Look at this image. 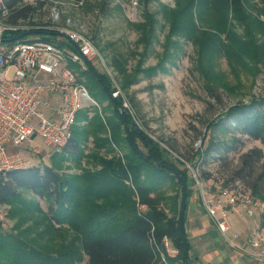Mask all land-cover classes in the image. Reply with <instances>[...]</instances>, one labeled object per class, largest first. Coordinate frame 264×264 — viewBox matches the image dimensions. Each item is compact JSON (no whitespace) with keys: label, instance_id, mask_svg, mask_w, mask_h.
Here are the masks:
<instances>
[{"label":"trees","instance_id":"16d2710c","mask_svg":"<svg viewBox=\"0 0 264 264\" xmlns=\"http://www.w3.org/2000/svg\"><path fill=\"white\" fill-rule=\"evenodd\" d=\"M162 1L139 0L142 20L131 24L138 32L137 47L142 46L144 57L154 53L159 27L167 30L153 71L165 72V64L172 63L183 45L181 39L190 42L197 54L195 70L204 77L210 97L219 100L221 94L208 80L209 62L214 57H225L233 71L238 62L247 69L264 62V42L259 39L264 36V0H172L174 6ZM155 3L159 9L152 11ZM4 6L8 11L5 24L31 25L36 7L25 0H4ZM100 9L107 11L105 5ZM30 31L61 35L34 29L7 35L5 41H17ZM19 40L29 41L28 37ZM55 45L63 47L61 42ZM127 65L124 58L114 62L124 78L123 88L130 83ZM81 75L79 82L91 94L109 100L112 115H100L96 109L94 118H87L84 126L75 124L68 145L52 154L51 165L0 176V204L10 207L8 216L15 220L10 231L0 228V264H79L84 257L87 264H166L157 250L165 238L178 251L168 258V264H194L190 253H185L180 230L182 184L161 165L173 167L187 180L189 200L188 171L180 170L168 152L133 121L122 97H113L116 90L106 75L91 64ZM208 132L213 134L206 141ZM220 133L228 140L217 141ZM244 137L264 146V97L238 104L218 118L211 131L206 130L197 153L203 157L201 161L211 155L228 156L241 150ZM90 140L93 147L86 148ZM64 161L73 166L67 170L76 167L80 172H64ZM232 179L244 182L246 190L264 200L263 149L244 153ZM185 235L188 240L186 230ZM188 245L190 251L189 240Z\"/></svg>","mask_w":264,"mask_h":264},{"label":"rangeland","instance_id":"374dc122","mask_svg":"<svg viewBox=\"0 0 264 264\" xmlns=\"http://www.w3.org/2000/svg\"><path fill=\"white\" fill-rule=\"evenodd\" d=\"M25 2L36 7L31 25L26 27H38L36 30L59 33L73 31L94 42L99 58L87 64L85 68L69 61L66 62V67L76 72L78 79H82L81 73L88 69L90 64L99 73L106 75L111 81L112 88L116 90L115 93H119L117 96H114V93L113 97H122L123 107L129 111L133 121L162 148L161 144L171 150L175 157L172 156L170 159L173 158V162L180 170H187L192 180L197 173L209 196L217 195L222 189H234L245 185L242 181H233V172L240 167L241 156L248 150L261 148L264 151V146L260 142L244 137L241 139L243 146L240 151L228 156L223 155L222 158L211 155L201 161L203 157L200 158L197 152L201 148L206 130L210 128L211 131V126L218 118L224 117L230 108L241 103L247 104L254 98L264 97V62L257 67L253 65L251 69L241 67L238 62L237 71H233L225 57L220 60L214 57L213 62H209L208 68L212 70L209 72L208 80L221 94L219 100H215L209 95L204 77L195 70L197 54L190 42L181 39L183 45L177 50L172 63L165 64V72L160 69L153 71L160 61L158 56L163 52L161 43L167 30L163 29V25L162 30L159 27V40L154 46V53L148 57L141 55L142 46L137 47L138 32L131 26L142 20V11L137 5L139 0H25ZM162 3L174 6L172 0H163ZM104 5L106 12L100 9V6ZM151 8L152 11H156L159 5L155 3ZM261 20L264 21V16ZM40 36L54 41L55 44L61 42L63 50L76 49L74 44L62 35ZM28 39L35 40V36H28ZM259 39L264 42V36H259ZM118 58L128 60L126 71L130 83L124 88V78L122 79L114 66ZM87 90L97 105H91L78 113L77 127L84 126L87 118H94L96 109L100 115L106 113L107 116L112 115L109 100L104 97L98 99L89 89ZM39 112L44 116L50 114V110L44 105L40 106ZM211 133L213 134L207 133L206 141L212 138ZM216 137L220 142L228 140L222 133L216 134ZM36 143L42 145L39 139ZM85 146L92 148V140ZM30 149L28 146L24 147L20 154L30 161L32 167L42 168L51 165L52 149L43 147L40 155H36ZM86 151L88 153V149ZM117 153L123 156L120 151ZM184 161L188 165L184 164ZM61 164L66 173L80 172L76 167L67 170L66 168L73 167L69 162L64 161ZM192 180L190 186L192 196L197 202H202L201 192L196 182ZM41 206L47 209L44 202H41ZM9 210L10 207H7L9 223L7 230L3 229L5 231H10L15 224V220L8 216ZM257 217L260 216L253 218ZM261 218L264 220V217ZM255 230H251L247 237ZM79 264H87V258L84 257Z\"/></svg>","mask_w":264,"mask_h":264},{"label":"built area","instance_id":"2783aa9c","mask_svg":"<svg viewBox=\"0 0 264 264\" xmlns=\"http://www.w3.org/2000/svg\"><path fill=\"white\" fill-rule=\"evenodd\" d=\"M7 14L4 0H0V176L32 168L30 161L18 152L24 147L28 146L32 152L40 155L43 147L58 153L68 145L78 113L97 103L90 97L85 85L79 82L76 72L66 67V62L85 68L100 56L90 38L73 31H63L61 35L77 47L76 51L63 50L41 38L7 42V35L38 29L28 28L27 25H7L3 20ZM44 95H55L60 99L56 119L39 112ZM37 139L41 140L42 145H36ZM161 145L170 158L175 157L171 150ZM184 164L188 165L185 161ZM194 179L191 180L196 182L201 192L207 214L229 241L231 238L227 235L231 229L229 218L232 211H243L251 218L264 217V200L254 197L251 191L237 186L209 196L197 173ZM7 207L0 204V228L5 230L9 223ZM140 210L145 211L146 207L140 206ZM246 245L250 248L249 255L264 263V230L249 234ZM157 250L166 264L169 257L178 253L168 238ZM241 250L245 251L244 248Z\"/></svg>","mask_w":264,"mask_h":264},{"label":"crops","instance_id":"0c3cea01","mask_svg":"<svg viewBox=\"0 0 264 264\" xmlns=\"http://www.w3.org/2000/svg\"><path fill=\"white\" fill-rule=\"evenodd\" d=\"M42 101V105L50 110L46 117L56 119L60 99L55 95H44ZM12 150L15 152V149ZM229 224L231 229L227 236L231 241L217 230L214 221L205 210L203 200L197 202L193 196L189 198L184 227L191 246L190 257L194 264H264L249 255L250 248L246 245V237L251 230H264V220L261 217H248L243 211H232Z\"/></svg>","mask_w":264,"mask_h":264},{"label":"water","instance_id":"95a60500","mask_svg":"<svg viewBox=\"0 0 264 264\" xmlns=\"http://www.w3.org/2000/svg\"><path fill=\"white\" fill-rule=\"evenodd\" d=\"M33 35H46V36H49L51 34L49 32H44V31H33V32L30 31V32H28L26 34H23L20 37H18L17 41H19V39H23L25 37L33 36ZM158 166H160V165H158ZM161 167L169 170L172 173V175L176 179H178V181H180L181 184H182L180 230H181V233H182L185 253L188 256L190 251H189L188 240H187V237L185 235V228H184L185 215H186V210H187L188 190H189L188 182H187L186 179H184L182 176H180V174L177 173L176 170L173 167L166 166V165H161Z\"/></svg>","mask_w":264,"mask_h":264}]
</instances>
